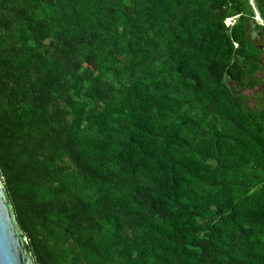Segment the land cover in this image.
Returning a JSON list of instances; mask_svg holds the SVG:
<instances>
[{
	"label": "trees",
	"instance_id": "trees-1",
	"mask_svg": "<svg viewBox=\"0 0 264 264\" xmlns=\"http://www.w3.org/2000/svg\"><path fill=\"white\" fill-rule=\"evenodd\" d=\"M254 18L250 0H0V171L37 264H264Z\"/></svg>",
	"mask_w": 264,
	"mask_h": 264
},
{
	"label": "water",
	"instance_id": "water-1",
	"mask_svg": "<svg viewBox=\"0 0 264 264\" xmlns=\"http://www.w3.org/2000/svg\"><path fill=\"white\" fill-rule=\"evenodd\" d=\"M0 264H37L0 171Z\"/></svg>",
	"mask_w": 264,
	"mask_h": 264
},
{
	"label": "rangeland",
	"instance_id": "rangeland-1",
	"mask_svg": "<svg viewBox=\"0 0 264 264\" xmlns=\"http://www.w3.org/2000/svg\"><path fill=\"white\" fill-rule=\"evenodd\" d=\"M250 4L252 5V7H253V9H254L256 19L260 18V14H259V12H258V10H257V8H256L255 1H254V0H250ZM254 19H255V18H254ZM231 22H232V21H231ZM255 22L257 23V21H255ZM227 23H228V22H227ZM228 24H229V23H228ZM260 76H261V78L264 80V66H263V70H262L261 73H260ZM256 92H260V93H262V94H261V99H260V100L264 101V87H263V86H259V87L255 88V89H250V90L243 91V93H244L246 96H248V97L251 98V100H250V102H249V104H250L251 106H254V105H256V104H260V103H259L260 100H259V101H256V100L254 99Z\"/></svg>",
	"mask_w": 264,
	"mask_h": 264
},
{
	"label": "flooded vegetation",
	"instance_id": "flooded-vegetation-1",
	"mask_svg": "<svg viewBox=\"0 0 264 264\" xmlns=\"http://www.w3.org/2000/svg\"><path fill=\"white\" fill-rule=\"evenodd\" d=\"M261 34H259L260 38L257 39V41L259 42V45H260V48L261 50L263 51V55H264V32H259ZM262 64L264 66V57H263V60H262ZM264 85V84H263Z\"/></svg>",
	"mask_w": 264,
	"mask_h": 264
},
{
	"label": "built area",
	"instance_id": "built-area-1",
	"mask_svg": "<svg viewBox=\"0 0 264 264\" xmlns=\"http://www.w3.org/2000/svg\"><path fill=\"white\" fill-rule=\"evenodd\" d=\"M255 21H257V24L259 25V26H261L262 28H264V19L263 18H258V19H256V17H255ZM229 23L231 24L232 22H231V20L229 21Z\"/></svg>",
	"mask_w": 264,
	"mask_h": 264
},
{
	"label": "crops",
	"instance_id": "crops-1",
	"mask_svg": "<svg viewBox=\"0 0 264 264\" xmlns=\"http://www.w3.org/2000/svg\"><path fill=\"white\" fill-rule=\"evenodd\" d=\"M256 17V16H255ZM261 17V16H260ZM262 18V17H261ZM264 29V28H263ZM264 32V31H263ZM262 32V33H263ZM259 34H261V33H258V35H257V38H260V36H259ZM264 34V33H263ZM263 70V69H262ZM263 87H264V85H262Z\"/></svg>",
	"mask_w": 264,
	"mask_h": 264
}]
</instances>
